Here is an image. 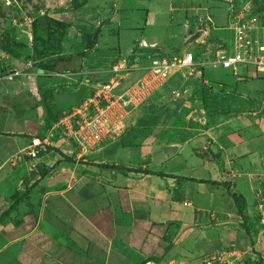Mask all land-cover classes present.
I'll list each match as a JSON object with an SVG mask.
<instances>
[{"label":"crops","instance_id":"obj_1","mask_svg":"<svg viewBox=\"0 0 264 264\" xmlns=\"http://www.w3.org/2000/svg\"><path fill=\"white\" fill-rule=\"evenodd\" d=\"M96 1L83 3L85 18L101 9ZM105 1L111 10L89 25L95 43L70 61L68 74L86 88L118 57L154 50L203 59L231 37L228 0ZM126 5L144 20L112 55L103 30ZM27 79L0 74V264H249L243 255L264 264L263 82L252 70L205 67L202 88L188 81L178 98L181 82L170 81L135 146L86 152L48 138L38 91L50 81ZM44 138V148L31 145ZM232 193L244 201L240 214Z\"/></svg>","mask_w":264,"mask_h":264},{"label":"rangeland","instance_id":"obj_2","mask_svg":"<svg viewBox=\"0 0 264 264\" xmlns=\"http://www.w3.org/2000/svg\"><path fill=\"white\" fill-rule=\"evenodd\" d=\"M101 1L105 0L96 1L101 9L90 11L91 13H88L86 18H88V15L91 17L86 19V12L84 9L81 11L85 0H0V74L17 73V76L25 79L42 77V75L47 77L50 83L48 87L39 90L38 95L39 103L43 104L45 113V127L48 131H51L50 138L59 137L66 141L65 137L59 132L60 130L55 129L54 125L64 112L77 107L90 96L89 89L80 85L82 78L76 79L68 73L75 70L70 64L72 55L76 56L74 61L77 62L84 51L88 50L89 43L95 39L96 29L91 27L96 23L97 18L95 16H104V9L111 10V2L105 1L102 5ZM137 1L139 3L143 0ZM134 2L130 3L134 5ZM226 2L229 14L232 16L242 8L256 14L264 13V0H228ZM143 20L144 15L140 11L126 5L124 10L118 13L116 19L114 18L106 23L102 35L103 45H107L113 55L119 50L117 48L119 41L122 52L130 43V40L135 39L139 34L140 24ZM88 21H91V23ZM105 21L103 20V23ZM127 25L132 27L131 32L133 33L126 37L121 33V30ZM116 28L120 31L117 32ZM47 36H50L57 45V48L53 51L47 52L44 50V41ZM85 37L86 40H83ZM80 42L81 49H78L76 45ZM115 43L116 48L110 49L109 47H113ZM118 58L122 59V57ZM56 61L69 64L66 66L58 65L55 64ZM61 73L66 74V76L63 77ZM137 73L132 69L127 74L122 73L118 79L117 90H121L133 81L132 79H135ZM74 79L76 82H74ZM91 79L96 80L94 76ZM152 101H154L152 98L149 99L144 106L138 107L128 114L125 126L129 124L130 127H125L117 134H110L108 139L98 146L112 142V145H118L124 135L133 127L130 125L133 122H136V125L152 124L155 120L153 116L155 110L153 109L156 106ZM248 257L243 255L241 260H245L249 264L259 263V260L251 261ZM212 264H225V262L214 261Z\"/></svg>","mask_w":264,"mask_h":264},{"label":"built area","instance_id":"obj_3","mask_svg":"<svg viewBox=\"0 0 264 264\" xmlns=\"http://www.w3.org/2000/svg\"><path fill=\"white\" fill-rule=\"evenodd\" d=\"M230 23V39L214 44L203 59L190 52L154 50L128 66L125 58L116 59L107 73L108 78L102 82L86 83L90 96L69 112H64L54 128L60 130L66 142L79 152L95 149L110 134L124 130L128 114L144 106L158 91L168 87L170 81L176 79L181 82V86L172 91L177 98L186 93L188 81L193 86L201 85L205 67L231 72L239 67L252 70L263 82L264 99V40L260 36L264 32V13L255 14L242 8L231 15ZM130 69L138 72L136 78L117 90L119 77ZM45 143V138L31 140V145L39 148H44ZM261 213L264 215V209Z\"/></svg>","mask_w":264,"mask_h":264},{"label":"trees","instance_id":"obj_4","mask_svg":"<svg viewBox=\"0 0 264 264\" xmlns=\"http://www.w3.org/2000/svg\"><path fill=\"white\" fill-rule=\"evenodd\" d=\"M256 14V13H255ZM83 40H86V37L85 39ZM95 43V39L92 40L90 43H89V48H91V46ZM57 48V45H55V43L53 42L52 38L49 36H47V38L45 39L44 41V50H46L47 52L48 51H53ZM145 55V54H143ZM140 57V58H139ZM137 58H134V54H130L128 55L126 58H125V61H126V64L129 65V64H132V63H136L138 60H141L142 59V55H140ZM136 59V60H135ZM60 61H56L55 64L59 63ZM116 62V59L114 60L113 64ZM67 63V62H65ZM108 78V75L106 76H103V77H95L96 80H93V79H89V81L91 82H102V81H105L106 79ZM202 85L203 84H199L198 86L196 85L195 87H198V90H200L202 88ZM169 87V86H168ZM167 88V87H166ZM165 88H163L162 90L158 91V93H156L154 96H152V100H155L159 94L164 91ZM66 112H69V110H67ZM65 112V113H66ZM44 122H45V118H44ZM136 123V122H135ZM134 123V124H135ZM149 124H142V125H133L132 128L129 129V131L127 132V134L124 135V137L120 140V143L118 145H121V146H135L137 141L139 140V137L140 135L142 134L143 132V126H148ZM44 128L45 127V123H44ZM46 151H51L53 150V148H49V147H46L45 148ZM66 159V158H64ZM114 169V168H113ZM228 190V189H227ZM231 195V198L235 204V207H236V211L238 214L241 213L242 209H243V206H244V201L243 199L240 197V196H236L235 194H230Z\"/></svg>","mask_w":264,"mask_h":264}]
</instances>
